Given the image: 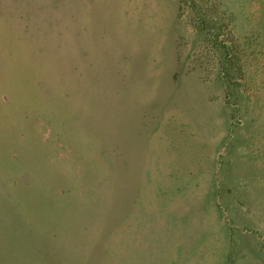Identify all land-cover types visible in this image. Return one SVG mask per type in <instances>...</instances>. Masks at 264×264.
<instances>
[{
    "label": "rangeland",
    "instance_id": "374dc122",
    "mask_svg": "<svg viewBox=\"0 0 264 264\" xmlns=\"http://www.w3.org/2000/svg\"><path fill=\"white\" fill-rule=\"evenodd\" d=\"M0 264H264V0H0Z\"/></svg>",
    "mask_w": 264,
    "mask_h": 264
}]
</instances>
